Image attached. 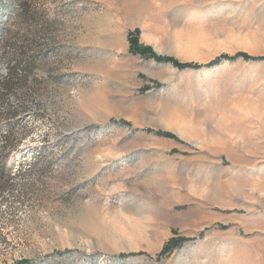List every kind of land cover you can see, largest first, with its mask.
Returning a JSON list of instances; mask_svg holds the SVG:
<instances>
[{"label": "rangeland", "instance_id": "obj_1", "mask_svg": "<svg viewBox=\"0 0 264 264\" xmlns=\"http://www.w3.org/2000/svg\"><path fill=\"white\" fill-rule=\"evenodd\" d=\"M135 28L264 55V0H0V264H264V60Z\"/></svg>", "mask_w": 264, "mask_h": 264}, {"label": "trees", "instance_id": "obj_2", "mask_svg": "<svg viewBox=\"0 0 264 264\" xmlns=\"http://www.w3.org/2000/svg\"><path fill=\"white\" fill-rule=\"evenodd\" d=\"M139 32H140L139 29L135 28L132 31H129L127 33L128 50L131 53L138 54L142 57L151 58V59L155 60L156 62L169 63L178 69H185V68L198 69V68H201L203 66L207 67V66L216 65V64L220 63L222 60H236L238 58H242V59L247 60V61L248 60L249 61L264 60V55L254 56V55L248 54L247 52H244V51H238V52L234 53L233 55H228L225 53L220 54V55L216 56L215 58H213L212 60H210L205 65L199 64L196 62H192V61H184L183 62V61H180L179 59H177L171 55L157 54L151 46L143 45V44L139 43V39H138ZM146 130L154 132L155 134H157L159 136L178 140L177 135L171 131L152 130V129H146ZM183 241H184L183 238H170L166 242V244L163 246L161 253L169 252L172 249L179 247ZM26 262H28V261L23 259V260L18 261L16 264H25Z\"/></svg>", "mask_w": 264, "mask_h": 264}]
</instances>
